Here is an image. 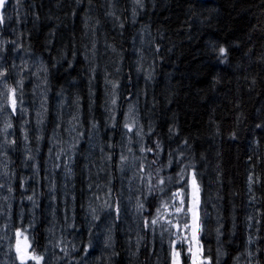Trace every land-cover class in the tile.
<instances>
[{
    "label": "trees",
    "instance_id": "16d2710c",
    "mask_svg": "<svg viewBox=\"0 0 264 264\" xmlns=\"http://www.w3.org/2000/svg\"><path fill=\"white\" fill-rule=\"evenodd\" d=\"M10 5L16 12H23V18L11 14L0 24V30H8V25L17 20L22 22V28L16 31L19 39L7 41L8 46L5 45L1 52L6 66L10 69L9 66L29 61V68L33 64L36 66L34 74L46 78L50 99L65 94L69 101L73 100L78 108L69 109L65 117L72 120V127L84 134L83 138L72 136L81 144L74 150L76 156L85 160L88 133L91 132L93 140L103 146L104 161L102 168L88 166L85 171L84 166L80 172L75 158L71 175L73 149L59 144L47 130L45 121L35 123L33 112L28 118L26 112L16 111L12 115L17 135L11 136V141L17 140L18 144L15 155L14 147L7 149L12 154V174L10 181L5 183L7 197L2 202L5 213L0 214V221L12 211L14 220L20 217L16 222L11 220L14 229H27L25 234L29 241L32 235L36 253H47L43 264H48L49 258L52 264H66L65 259H56L63 257L57 244L63 241L71 247L75 244L73 234L78 229L83 233L80 248L88 242L91 215L82 214L86 207L84 200L93 194L86 191L88 186L100 177L104 190L98 188L100 199L93 198V201L103 204L108 198L105 193L109 187L112 200L119 201L120 216L110 224L114 228L113 236L126 217L128 195L136 196V205L138 200H144V182L136 178L131 193L128 182L132 176L130 166H134L136 176L141 163L138 157L145 155L138 150L140 143L155 149L159 142L163 151L159 156L155 152L148 153L144 164L147 167L157 159L158 162L151 165L153 175L163 166L160 176H172L174 182L166 181L167 191H157L154 197H148L145 203L148 211L143 214L137 211L136 233L130 236L118 233L113 248L90 249V255L85 257L90 259L88 264H170L171 254L176 249L184 256L183 246L191 239V230H185L181 223V234L164 221L188 219L191 223L190 217L176 214L175 208L167 206L161 208V222L153 231L144 228L143 223L145 217L156 215L155 207L150 205L159 206L161 198L167 205L179 206V197L170 198L171 193L181 187L176 182L181 169L188 178L190 167L186 166L190 165L199 173L204 253L211 249L215 264L222 247L226 246L233 249L240 260L232 258L220 264H264V0H142V6L136 0H10ZM26 18L29 24L25 29L23 20ZM34 18L40 22L36 29L31 23ZM72 22L77 25L74 29ZM101 43L114 52L112 68L102 74L99 53L104 49ZM220 47L226 49V56L219 55ZM89 55L95 58L96 64L90 65ZM222 60L226 62L221 63ZM5 74L3 80H7L10 87L14 88L15 82L19 88L22 83L23 103L31 108L33 88L26 85L23 77L12 79L14 73ZM101 76L106 78L108 85L101 82ZM114 84L118 87L114 88ZM113 99L115 104H112ZM104 104L114 106L109 107V114L102 110ZM117 106L124 107V112H119ZM47 115L48 112L45 117ZM18 116L21 121L17 120ZM133 120V132L129 133L124 125ZM25 127L30 131L27 143L32 142V152L17 157L22 148L20 135ZM138 129L143 130V139L135 135ZM129 138H132L131 143ZM43 139L45 146L37 148L36 142ZM42 150L45 160H50L55 152L63 153L62 172L72 195L76 194L71 224L62 217L60 188L52 184L57 200L53 211L57 234L50 240L51 250L45 240L44 221L41 216L36 221L47 194L41 160L35 156ZM70 151L71 164L65 172ZM130 152L137 155V159L132 161L131 158L124 165L116 166L120 155L128 157ZM168 153H171V166ZM54 160L57 164L54 172H57L60 154L55 153ZM32 162L35 174L27 170ZM120 167L124 168L123 172ZM39 182L40 187L37 186ZM34 183L33 199L28 200L29 187ZM125 187V193H119ZM38 191H42V199L37 196ZM29 203L33 207L31 221L25 211ZM221 210L224 219L217 228L218 235L205 212L210 217V211ZM236 218L239 222H235ZM4 229L5 226L0 229V236L4 237L0 244L10 238L4 235ZM101 250L106 251L102 261ZM187 260L188 257H184V261ZM81 262L84 264L83 260Z\"/></svg>",
    "mask_w": 264,
    "mask_h": 264
},
{
    "label": "rangeland",
    "instance_id": "374dc122",
    "mask_svg": "<svg viewBox=\"0 0 264 264\" xmlns=\"http://www.w3.org/2000/svg\"><path fill=\"white\" fill-rule=\"evenodd\" d=\"M26 1V0H23ZM30 1V0H29ZM145 1V0H144ZM31 7L34 9V5L31 3ZM131 11V9H130ZM132 13V11H131ZM23 22H25V29L27 28L26 25H28L29 23V19H24ZM37 22H39V20L37 19V21L34 20L31 22L34 25V29H36L37 27ZM12 25H15L13 28H11ZM9 29L8 30H0V36L3 37L5 40L0 38V49H2V51L5 48V45L8 46V42L11 39H19V36L17 35L16 31L20 30L22 28V22L20 20L15 21L13 24L8 25ZM71 27L74 29L77 27L76 23L72 22ZM47 28V27H46ZM46 28L44 30H46ZM42 31V29H41ZM43 32V31H42ZM40 35V34H39ZM101 48L103 47V51L101 53H99V62H100V67H101V74L102 72L106 73L107 71H109L112 68V56H114V52L113 50H110L109 46L107 44H102L101 43ZM17 49V48H16ZM92 50L88 49V51ZM0 51V72H4V73H14L12 79H16L18 76H21L25 79L26 85L33 88V94H34V100L32 99V102H34L32 105V107L30 108L29 106H25L24 103L21 105L18 101L17 103V110L16 111H20V108L23 107L24 109H26V116L29 118L33 112V118H34V122H40L42 123L43 121H45L48 126H47V130H49L50 132H52L51 135L55 136L56 141L61 144L62 146L66 147V148H71L73 149V151L77 149L78 146H80L81 144L79 142H77V140L73 139L72 136H76L78 135V131L76 130V127H72V120L67 119L65 117L66 113L68 112L69 109H73L76 110L78 108V105L73 101H69L68 98L65 97V94H60L57 95L55 97H53V99H50L51 97V93L49 88H47V83H46V78L43 75H37L36 73L34 74V71L36 70V66L33 64L31 68L30 67V63L29 61H23V63L20 66H9L10 69H8V66H6V60L4 57H2V54ZM95 56V55H94ZM89 59L91 60L90 65H94L96 64V60L95 58H93V56L89 55ZM64 60V57L63 59ZM151 58L148 57V61H150ZM40 61L42 62V64H44L47 67V64L45 62V60L43 58L40 57ZM27 67V69H26ZM29 69H31L32 72H29ZM30 73V74H29ZM33 73V74H31ZM4 77H0V81H3ZM101 82H103L105 85H108L106 78L104 79V77L101 76ZM7 81V80H6ZM2 84V83H1ZM0 84V93H3V95H0V107H3V111L0 112V184L3 185V187H0V214H2V212H4V206L2 202L6 201V182L10 181V177H11V166H10V159L12 158V154L8 152L7 149H11L15 146H17L18 141L14 140L15 143L10 142L11 141V136H15L17 135L16 129L14 128V116L11 115L9 116L8 113L11 112V108L7 106V101L5 99L8 89L12 88L8 85V83H3L2 85ZM102 87H104V85L101 83ZM14 88L17 89L16 91V95L17 97H22V89L21 86L18 88L17 84L14 82ZM90 95L92 97V94L90 92ZM108 97V95H107ZM67 100V103L64 102ZM109 107H114V106H108L106 104H104V107H102V110L105 111L106 114H109L110 110ZM80 109V108H79ZM119 112H124V107L122 106H117L116 108ZM48 112V115L45 117V113ZM74 115L77 116L78 113L74 112ZM18 121H21V118L18 116L17 117ZM11 122V127L7 128L5 130V125L8 122ZM30 134V131L25 127L22 131V134L20 135V139H21V145L22 148L20 150V152L18 153L17 157L20 156H26L27 153H31L32 152V142L27 143V140L30 139V136H28ZM66 138H65V136ZM89 135L91 136V132H89ZM79 136V135H78ZM98 136V135H96ZM27 137V139L25 138ZM99 139V137H98ZM46 142L45 139L36 142V147L38 148L41 145V148H43V146H45ZM74 151V156L72 157L73 163H72V169H71V175L74 174V166H75V158L77 159V164L79 165L78 170L81 172L83 167L85 166V171L87 169V167L89 166L90 169L93 168H102L103 167V161H104V153H103V146L96 143L93 138L90 140L88 146H87V151L85 154V160H81L78 156H76V152ZM71 152H68V162L66 164V170L64 169L65 172H68L70 164H71ZM55 153L60 154L61 156V162L59 165V170L57 172H54V169L56 168L57 164L54 160L55 157ZM50 160H45V158H43V150L42 152H37L35 154V156L41 160V165H42V169L44 170L45 173V180L47 182V187H46V191L47 194L45 195L43 202H42V206L41 209L39 210V217L36 218V221H39V218L41 216V220L44 221V225H45V236H46V241L48 243V248L49 250H51L50 247V240L52 238H54L56 236V225H55V220H56V214H53L54 211V207H55V203L57 202V200L54 199L53 196V191H52V184L55 185V187L57 188L59 186L60 188V195H59V200L61 203V213H62V217L66 220H70L71 224H73L72 222V218H73V214L74 211L72 210V205L74 202V197H76L75 195H72V191L70 188V184L67 181V178L65 177V175L62 172V166H63V153L62 152H55ZM16 154V147L15 150L13 152V155ZM81 154V153H78ZM131 158H133L132 161L135 160V158L137 159V155H135L134 153L130 152L129 156H128V160H130ZM131 163H135V162H131ZM119 164V161H117L116 166ZM133 165L130 166L129 170L132 169V176L131 179L128 180L129 184H131L129 186V190L130 193L133 191L132 189L134 188V183L136 181L134 172H133ZM27 170H30V172L32 173H36V170L34 168V163L32 162L31 167ZM73 179H71L72 181ZM87 180H85L86 182ZM89 185V184H88ZM37 186L40 187L41 186V182L37 183ZM120 187V186H119ZM34 188H35V183L33 185H31L29 187V191H30V196L32 197L33 193H34ZM98 188L104 190L102 188L101 185V179L100 177L96 178L92 184L91 187L88 186L86 191L89 192H93V194L87 195V200H84L86 202V207L83 209L82 214L85 215H91V209L95 208L97 210V212L100 214L101 216V223H103V218L105 216H107L109 214L108 210H102L101 209V203H95L93 201V198H96L98 195ZM125 188H122V191L119 193H125ZM139 193V189L136 190V195ZM37 196L42 199L43 198V193L42 191H38ZM134 195L129 194L127 197V209H126V217L122 220V224L120 225L119 229L112 234V231H114L113 226H111L110 224L112 223V221H108V225L111 227V241H110V248H113L114 245L116 244V240L118 238V233H125L126 235L130 236L134 233H136L137 231V225H136V219H137V205H136V200H135ZM58 199V198H57ZM66 206V208L64 207ZM26 211V215L29 221L32 220L33 218V207L31 205V203L28 204V208H25ZM5 213V212H4ZM15 213L17 215L20 214V212L15 211ZM211 214V216H206V219L209 223H211V225L213 226V228L217 229L218 226L222 223L223 219H224V212L223 210L221 211H210L209 212ZM223 214V215H222ZM20 218V217H19ZM19 218H17L16 220H14L13 216H12V211L9 212V215L6 216L4 219H2L0 221V229L3 226L6 225H11L10 228L8 229H4V235L7 236V238L10 236L12 237L14 235V227L13 224L11 222L14 221L16 222ZM235 222H239V220L236 218ZM89 223V228L90 231L87 230V233L89 234L92 233L93 236L96 235L97 233V228H93L90 227V223H96L95 221H92L91 219L88 220ZM87 223V224H88ZM124 223V224H123ZM101 232L103 234V236L106 238L107 235H109V233L107 232L106 229H101ZM181 234L183 233V229L180 230ZM201 232V231H200ZM199 232V233H200ZM82 236L83 233L78 229L77 232H75L73 234V240L76 244V246L78 248H80V244L82 243ZM90 237L89 235L87 236V240H89ZM32 239V235L30 236V241ZM95 242V241H94ZM13 243V241L11 239L8 238V241L3 244L4 245V250H5V255H6V260H4V262L6 264H13V261L11 259V257L15 256L14 252H9V246ZM97 248H106L104 247L103 241L96 243ZM193 248H195V244L192 245ZM189 248V242H188V246L186 247V252L187 249ZM106 251L101 250V258L100 261L103 260L104 258V254ZM4 253L2 251V249H0V254ZM222 253V254H221ZM220 253V257L219 260L220 262H223L225 260L228 259H232L234 258L235 260L239 261L240 259L238 258V256L235 255V251L233 249H230L226 246L222 247ZM82 254L78 251L75 252L73 254V257L79 259V257ZM87 260V262L90 263V259L89 258H85ZM180 260L181 264H182V259H181V255H179V257L177 258ZM32 263L31 261H29V264ZM15 264H17V261L15 262ZM74 264V262H73ZM80 264H82V262H80ZM170 264H172V258L170 261ZM187 264H190V257L188 258V262Z\"/></svg>",
    "mask_w": 264,
    "mask_h": 264
},
{
    "label": "snow or ice",
    "instance_id": "6c2138e0",
    "mask_svg": "<svg viewBox=\"0 0 264 264\" xmlns=\"http://www.w3.org/2000/svg\"><path fill=\"white\" fill-rule=\"evenodd\" d=\"M10 3V0H0V24L4 23L5 18V12H6V6H8ZM136 3L139 6H142V0H136ZM10 19V17H9ZM2 51V49H0ZM219 55L224 57L226 56V49L224 47L219 48ZM226 61L222 60L221 63H224ZM47 71V69H45ZM6 74L4 72H0V77H4ZM151 78L150 76L148 77ZM0 83H7L6 80L0 81ZM22 86V83H21ZM113 87H118V85L114 84ZM16 88H9L7 95L5 97L7 103V106L11 108V112L8 113L9 116H11L13 113L17 110V103L22 105L23 100L22 97H17L16 95ZM0 95H3V93H0ZM115 99L112 100V104H115ZM4 109L3 107H0V112H2ZM26 111L23 107L20 108V112L23 114ZM129 115L131 116V109L129 112ZM135 121L133 120V123L126 122L124 127L127 129L129 133L133 132ZM11 127V122L9 121L5 125V130L7 128ZM95 127V125H93ZM257 127H260V125H257ZM151 132V129H150ZM143 130L138 129L135 132L136 136H140L141 139H143ZM27 139V137H25ZM132 138H129V143H131ZM12 143H15V141H11ZM139 152L145 153V155L141 159V163L137 166L139 168V173H143V175H140L139 173L136 174L134 178H138L145 184V194H144V200L143 201H137V211L143 214V212L148 211V209L145 207V203L148 200L149 196H155L156 192L159 191L161 193H164L167 191L166 187V181L167 183H172L173 177L168 176H160V172L163 168L156 169L155 176L153 175L151 171V165L157 163V159H153L151 162L148 163L147 167L144 164V161H147L148 153L155 152L156 156H159V154L163 151L161 144L157 142L155 144V149L149 145L145 146L144 144L140 143L139 146ZM129 151H131V148H129ZM168 165H172V158L171 153H168ZM111 159V155L108 157ZM128 160V157L124 154H121L119 157V164L122 166L124 165ZM190 167V171L187 173V179L185 178V170L181 169L179 173V181H176L181 184L180 189L173 191L171 193V197H179V206H177L175 203H172L171 205H167V202L163 201L161 198V204L159 206L156 205H150V207H155L156 215L154 217L149 215V217L144 218L143 226L144 228L148 229L149 231H153L155 227L158 225V223L161 222V208L162 207H173L175 208V213L180 214L183 213L185 217H190L191 223H189L188 219H185L183 221H176L174 222L171 219H165L164 222H166L170 228L175 229L177 232L180 231L181 223L183 224V228L185 230L190 229L191 230V239L189 240V248L187 249V255L190 257V264H213V257L211 254V249L207 251V253H204L202 250V245L200 243L199 239V232L202 228V223L200 219L199 209L201 204V196H200V182L198 180L199 173L195 169L194 165L186 166ZM120 171H124L123 167H120ZM251 180V178H249ZM155 181V183H153ZM164 186V187H162ZM0 187H3L2 184H0ZM91 187V185L89 186ZM11 191V189H9ZM105 196L108 198L104 200L103 204L100 206L102 210H111L107 216L103 218V223L96 224V223H90V227L97 228V233L95 236L92 235V233H89V236L92 237L88 240L87 245L83 248H78L75 244H72L71 247H68L67 244H64L63 241L59 242L57 244V247H59L60 252L63 253V257L57 256L56 259H65L66 264H80V262L83 260L84 264H88L85 257H88L90 255L89 250L94 248V241L96 243H99L103 241L104 247H110V241H111V227L108 225V221H112L113 224L116 219L120 216V203L119 201L114 202L112 200V191L111 188H108V191L105 193ZM97 199H100V196L97 195ZM187 198V199H185ZM28 200H32L33 198L31 196L27 197ZM114 214V215H113ZM205 216H207V213L205 212ZM91 220L92 221H101V216L97 212L95 208L91 209ZM71 226V225H70ZM11 225H6L5 229L10 228ZM106 229L109 235L105 238L101 232V229ZM14 235L10 237L13 241V243L9 246V252H14L15 256L11 257L13 264H15L16 261H19V264H29V261L33 262V264H43L45 255L47 253H41L37 254L36 250L32 247L33 241H29L27 235L25 234L27 232V229H21L16 228L13 230ZM217 234L219 235V229H217ZM23 238V239H22ZM186 240L188 239L187 235L184 237ZM4 237L0 236V240H3ZM61 244H64V246H61ZM195 244V248L192 247V245ZM3 248V245H0V249ZM81 252L82 255L79 257V259L73 257L72 253L74 252ZM219 252V250H218ZM222 254V253H221ZM180 253L178 251L173 250L172 252V264H181L180 260L177 259L179 257ZM48 264H52L51 258L48 260ZM187 264V262H186ZM215 264H220L219 259L215 260Z\"/></svg>",
    "mask_w": 264,
    "mask_h": 264
},
{
    "label": "bare ground",
    "instance_id": "6f19581e",
    "mask_svg": "<svg viewBox=\"0 0 264 264\" xmlns=\"http://www.w3.org/2000/svg\"><path fill=\"white\" fill-rule=\"evenodd\" d=\"M138 128V127H137Z\"/></svg>",
    "mask_w": 264,
    "mask_h": 264
}]
</instances>
